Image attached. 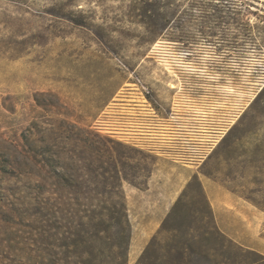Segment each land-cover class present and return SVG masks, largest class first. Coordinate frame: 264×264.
Returning a JSON list of instances; mask_svg holds the SVG:
<instances>
[{"label": "rangeland", "instance_id": "374dc122", "mask_svg": "<svg viewBox=\"0 0 264 264\" xmlns=\"http://www.w3.org/2000/svg\"><path fill=\"white\" fill-rule=\"evenodd\" d=\"M146 1L168 40L141 0H0V264H136L196 181L225 239L190 264H264V0Z\"/></svg>", "mask_w": 264, "mask_h": 264}, {"label": "trees", "instance_id": "16d2710c", "mask_svg": "<svg viewBox=\"0 0 264 264\" xmlns=\"http://www.w3.org/2000/svg\"><path fill=\"white\" fill-rule=\"evenodd\" d=\"M223 5H214L213 14L216 20L223 22V16L227 13L223 10ZM141 10H143L141 23L145 25V33L148 41L153 38L162 37L168 40V37L161 36L162 30L150 22L152 17L146 12L148 4L146 0H141ZM234 23L239 31L247 30L248 21L245 20L246 10H235ZM118 182L114 188L103 192L106 198L104 210L109 217V221L118 224L126 235L129 234L130 224L128 220L126 202L123 189L119 182L121 178L118 174L112 177ZM190 183L186 185L176 201L173 203L169 212L162 220L156 234L151 237L146 248L140 255L136 264H146L147 259L153 256L152 264H190L191 257L203 254L206 257L211 256L208 251L203 250V240H223L225 236L218 230L209 203L203 193L201 185L196 181V194L193 198L188 197ZM73 195L76 199L85 198V192L74 190ZM198 202V207L194 204ZM80 208V205H78ZM202 223L204 236L201 239L193 234L194 229ZM196 223L197 227L193 228ZM198 228H201L199 226ZM179 234V235H178ZM212 250L215 251L213 248ZM126 254L123 253V258Z\"/></svg>", "mask_w": 264, "mask_h": 264}, {"label": "crops", "instance_id": "0c3cea01", "mask_svg": "<svg viewBox=\"0 0 264 264\" xmlns=\"http://www.w3.org/2000/svg\"><path fill=\"white\" fill-rule=\"evenodd\" d=\"M162 214H163L162 216H164L165 212L163 211ZM159 222H160V220H158V219L149 221V223H148L149 227H147V230L152 232L153 230H155L157 228Z\"/></svg>", "mask_w": 264, "mask_h": 264}]
</instances>
